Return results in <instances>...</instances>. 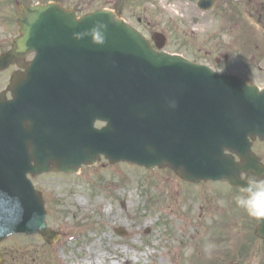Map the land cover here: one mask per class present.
<instances>
[{
    "label": "water",
    "instance_id": "95a60500",
    "mask_svg": "<svg viewBox=\"0 0 264 264\" xmlns=\"http://www.w3.org/2000/svg\"><path fill=\"white\" fill-rule=\"evenodd\" d=\"M19 12L17 50L37 51L22 84L57 95L48 120L22 98L0 114V240L36 231L52 240L27 178L50 170V163L76 172L105 153L112 162L169 165L192 181L225 178L246 186L237 176L256 167L248 137H264V92L154 52L110 10L81 18L57 4L20 6ZM97 119L108 125L96 129Z\"/></svg>",
    "mask_w": 264,
    "mask_h": 264
},
{
    "label": "rangeland",
    "instance_id": "374dc122",
    "mask_svg": "<svg viewBox=\"0 0 264 264\" xmlns=\"http://www.w3.org/2000/svg\"><path fill=\"white\" fill-rule=\"evenodd\" d=\"M120 1L66 3L93 11ZM155 1H148L149 9ZM144 2L133 0L130 8L141 12ZM158 2L168 14L185 10L193 15L196 49L205 51L206 16L197 0ZM203 53L196 62L206 64ZM181 181L171 169L148 171L128 163L111 165L106 159L76 175L42 176L36 183L46 196L48 223L62 237L49 244L40 234L15 235L0 249L7 248L10 259L15 256L14 264H228L231 260L262 264L264 248L253 256L231 253L245 242L242 232L252 228L251 219L240 216V208L226 203L236 198L228 197L232 189ZM236 221L243 225L239 235L233 226ZM120 229L126 230L123 237L116 233Z\"/></svg>",
    "mask_w": 264,
    "mask_h": 264
},
{
    "label": "flooded vegetation",
    "instance_id": "af4514ba",
    "mask_svg": "<svg viewBox=\"0 0 264 264\" xmlns=\"http://www.w3.org/2000/svg\"><path fill=\"white\" fill-rule=\"evenodd\" d=\"M47 0H41L46 2ZM56 1V0H55ZM63 3L62 0H58ZM213 6L206 10V60L219 62L222 72H230L245 78L249 83L264 88V0H209ZM24 4L36 0H17ZM209 7V4L208 6ZM0 12V56L13 48V40L19 36L18 13L13 7H2ZM156 15L144 13L126 14V20L151 41L159 50L164 45L167 52H178L184 47L180 40L187 34L186 22H193V15L185 10L169 15L157 8ZM35 53L22 55L0 71V101L14 99L10 91L13 77L23 72L24 65ZM255 151L264 162V143L256 140Z\"/></svg>",
    "mask_w": 264,
    "mask_h": 264
},
{
    "label": "clouds",
    "instance_id": "9594fccd",
    "mask_svg": "<svg viewBox=\"0 0 264 264\" xmlns=\"http://www.w3.org/2000/svg\"><path fill=\"white\" fill-rule=\"evenodd\" d=\"M238 207L251 217L264 219V176L251 174L243 187V194L235 198Z\"/></svg>",
    "mask_w": 264,
    "mask_h": 264
}]
</instances>
